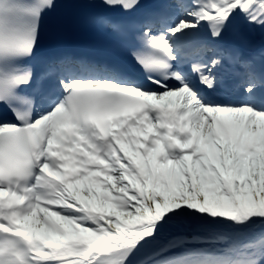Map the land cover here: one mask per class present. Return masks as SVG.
<instances>
[{
  "label": "snow or ice",
  "instance_id": "6c2138e0",
  "mask_svg": "<svg viewBox=\"0 0 264 264\" xmlns=\"http://www.w3.org/2000/svg\"><path fill=\"white\" fill-rule=\"evenodd\" d=\"M70 3L145 82L70 55L37 75L57 0H0V264H264V0ZM225 62L243 99L213 95Z\"/></svg>",
  "mask_w": 264,
  "mask_h": 264
},
{
  "label": "bare ground",
  "instance_id": "6f19581e",
  "mask_svg": "<svg viewBox=\"0 0 264 264\" xmlns=\"http://www.w3.org/2000/svg\"><path fill=\"white\" fill-rule=\"evenodd\" d=\"M241 30V26L239 24L235 25L233 28V32H237ZM259 33H257L256 35H258ZM255 35V36H256ZM182 138V137H181ZM183 139V138H182ZM173 151L177 152L179 154V149H174Z\"/></svg>",
  "mask_w": 264,
  "mask_h": 264
}]
</instances>
